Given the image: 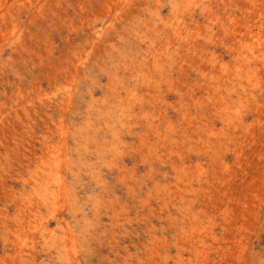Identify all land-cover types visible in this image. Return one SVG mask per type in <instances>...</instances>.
<instances>
[{"label": "rangeland", "instance_id": "obj_1", "mask_svg": "<svg viewBox=\"0 0 264 264\" xmlns=\"http://www.w3.org/2000/svg\"><path fill=\"white\" fill-rule=\"evenodd\" d=\"M0 264H264V0H0Z\"/></svg>", "mask_w": 264, "mask_h": 264}, {"label": "bare ground", "instance_id": "obj_2", "mask_svg": "<svg viewBox=\"0 0 264 264\" xmlns=\"http://www.w3.org/2000/svg\"><path fill=\"white\" fill-rule=\"evenodd\" d=\"M161 160H163V159H161ZM58 195V194H57ZM56 196V195H55Z\"/></svg>", "mask_w": 264, "mask_h": 264}]
</instances>
